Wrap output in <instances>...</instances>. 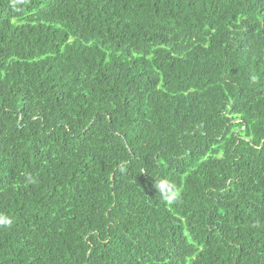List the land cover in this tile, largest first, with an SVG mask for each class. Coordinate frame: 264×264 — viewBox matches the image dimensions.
<instances>
[{
	"label": "trees",
	"instance_id": "obj_1",
	"mask_svg": "<svg viewBox=\"0 0 264 264\" xmlns=\"http://www.w3.org/2000/svg\"><path fill=\"white\" fill-rule=\"evenodd\" d=\"M0 213V264H264V0H0Z\"/></svg>",
	"mask_w": 264,
	"mask_h": 264
},
{
	"label": "clouds",
	"instance_id": "obj_2",
	"mask_svg": "<svg viewBox=\"0 0 264 264\" xmlns=\"http://www.w3.org/2000/svg\"><path fill=\"white\" fill-rule=\"evenodd\" d=\"M23 3V0H13V6ZM249 80L252 83H256L258 80L257 75L251 74ZM37 182L36 178L29 175L26 178V183L35 184ZM154 187L159 193L161 200L167 205H173L177 203L182 195L181 189L171 180L167 178H155ZM13 225V219L7 214L0 213V229L11 228Z\"/></svg>",
	"mask_w": 264,
	"mask_h": 264
}]
</instances>
